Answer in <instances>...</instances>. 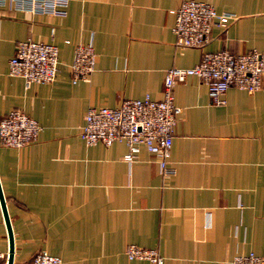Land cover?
<instances>
[{"label": "crops", "instance_id": "crops-1", "mask_svg": "<svg viewBox=\"0 0 264 264\" xmlns=\"http://www.w3.org/2000/svg\"><path fill=\"white\" fill-rule=\"evenodd\" d=\"M180 0H67L64 14L0 4V117L19 108L39 125L20 146L0 142V190L12 233L11 264L43 249L58 264H153L127 258L133 242L154 247L161 264H229L236 252L264 253V72L260 86L228 85L222 103L187 74L172 85L180 109L169 146L174 172L162 176L142 145L122 158V141L86 144L88 106L124 97L161 96L169 66H188L201 51L264 52V0H205L235 14L212 24L201 46L178 45L170 26ZM91 38L94 68L70 78L74 45ZM21 38L52 42V80L7 72ZM7 231L0 208V252Z\"/></svg>", "mask_w": 264, "mask_h": 264}, {"label": "built area", "instance_id": "built-area-1", "mask_svg": "<svg viewBox=\"0 0 264 264\" xmlns=\"http://www.w3.org/2000/svg\"><path fill=\"white\" fill-rule=\"evenodd\" d=\"M16 9L32 12L64 14L67 0H0ZM235 14L228 10H216L205 0H180L173 8L170 30L178 45L201 46L208 40L212 24L224 25ZM94 50L91 38L77 42L69 63L70 78H84L94 68ZM57 48L52 42L21 38L15 43L7 59V72L29 81L46 82L54 78L57 69ZM264 72V52L250 48L234 52L226 47L203 50L197 61L188 66H169L162 77L161 96L124 97L117 105L88 106L83 113L79 136L86 143L100 141L108 144L122 141L126 150L124 160H131L142 145L155 158L162 176L174 172L169 162L171 132L180 107L172 100V85L187 74L196 75L206 87L209 99L214 103L224 101V91L234 85L248 92L260 86ZM39 125L36 120L19 108H11L0 117V142L20 146L35 138ZM127 258H143L153 264H161L162 255L154 247L129 242L124 247ZM4 257L0 252V259ZM59 256L40 249L26 264H58ZM229 264H264V253L247 250L234 253Z\"/></svg>", "mask_w": 264, "mask_h": 264}, {"label": "water", "instance_id": "water-1", "mask_svg": "<svg viewBox=\"0 0 264 264\" xmlns=\"http://www.w3.org/2000/svg\"><path fill=\"white\" fill-rule=\"evenodd\" d=\"M0 208L2 212V217L5 223L6 231H7V239H8V247H7V253L5 257L4 264H11V258H12V233L8 222L7 213L4 206V200L3 196L0 190Z\"/></svg>", "mask_w": 264, "mask_h": 264}]
</instances>
